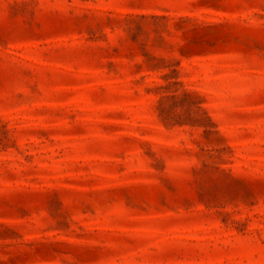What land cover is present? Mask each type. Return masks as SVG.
<instances>
[{
    "label": "rangeland",
    "instance_id": "rangeland-1",
    "mask_svg": "<svg viewBox=\"0 0 264 264\" xmlns=\"http://www.w3.org/2000/svg\"><path fill=\"white\" fill-rule=\"evenodd\" d=\"M0 264H264V0H0Z\"/></svg>",
    "mask_w": 264,
    "mask_h": 264
}]
</instances>
